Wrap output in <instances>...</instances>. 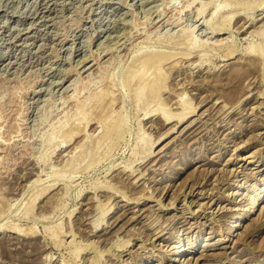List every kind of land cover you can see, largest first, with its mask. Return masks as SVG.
Listing matches in <instances>:
<instances>
[{
    "label": "rangeland",
    "instance_id": "1",
    "mask_svg": "<svg viewBox=\"0 0 264 264\" xmlns=\"http://www.w3.org/2000/svg\"><path fill=\"white\" fill-rule=\"evenodd\" d=\"M245 1L0 0V134L12 112L19 144L0 264H264V200L241 218L264 197V0ZM150 52L175 57L139 74Z\"/></svg>",
    "mask_w": 264,
    "mask_h": 264
},
{
    "label": "bare ground",
    "instance_id": "2",
    "mask_svg": "<svg viewBox=\"0 0 264 264\" xmlns=\"http://www.w3.org/2000/svg\"><path fill=\"white\" fill-rule=\"evenodd\" d=\"M245 1V0H244ZM243 1V2H244ZM241 0H235V3L234 4H237V5H242V6H246V5H243V4H245V3H243ZM246 2V1H245ZM41 6V5H40ZM46 6V5H45ZM247 7V6H246ZM245 7V8H246ZM246 9H248V8H246ZM218 10V9H217ZM200 13L202 12V11H199ZM36 14V13H35ZM42 14V13H41ZM198 15H199V13H198ZM36 16V15H35ZM133 16V15H132ZM229 18V17H228ZM252 20H251V25L249 26V27H251V26H253V24H254V22H255V20L253 19V18H251ZM226 20H227V18H226ZM39 21V20H38ZM122 22V21H121ZM123 23V22H122ZM255 25V24H254ZM220 30H218V31H220V33H222V32H225L226 30H225V27L224 26H222L221 28H219ZM260 30V29H259ZM262 30V29H261ZM251 31V30H250ZM256 31V30H255ZM252 32V31H251ZM250 32V33H251ZM144 33V32H143ZM257 33V32H256ZM258 33H259V35L261 36H263V31H258ZM257 33V34H258ZM256 36V35H255ZM140 37V36H139ZM146 37V36H145ZM111 39V38H110ZM118 39V38H117ZM126 39V38H125ZM63 40V39H62ZM221 41V40H220ZM64 42V41H63ZM191 42V41H190ZM222 42V41H221ZM189 43V42H188ZM193 46L194 45H196L197 46V44H196V41H193L192 43H191ZM190 44V45H191ZM218 44H219V42H218ZM224 44H225V42H224ZM109 45V44H108ZM117 45V44H116ZM191 45V46H192ZM217 45V44H216ZM229 45V44H228ZM218 46V45H217ZM223 46V45H222ZM222 46H219V48H221ZM225 46V45H224ZM223 46V47H224ZM230 46V45H229ZM260 46V45H259ZM195 47V46H194ZM109 48V47H108ZM218 48V49H219ZM229 48V47H228ZM30 50V49H29ZM228 50V49H227ZM236 50H235V48L234 49H232V50H230L227 54H222V55H224L225 56V60H228V59H231V57L233 56V54H234V52H235ZM253 51V50H252ZM225 53V52H224ZM252 53V52H251ZM254 53V52H253ZM255 53H257V52H255ZM98 55V54H97ZM101 56V55H100ZM174 55H170V54H166V53H152V52H150V53H146L145 55H143L142 57H141V59L139 58L138 60H137V64H138V67L137 68H135V70H136V72H138L139 74H141L140 72H142L143 70H148V72L147 73H149L150 72V69H157V70H159V69H163L164 70V67H165V65H166V63L168 62V61H171L170 59L173 57ZM224 56H223V58H224ZM257 56V55H256ZM88 57V56H87ZM95 57V56H94ZM175 57V56H174ZM184 57V56H183ZM253 57V56H252ZM258 57V56H257ZM256 57V58H257ZM227 58V59H226ZM97 59V58H96ZM258 59H255V58H253L252 59V64H248L247 66L250 68V67H253V66H255V65H257V63L255 62V61H257ZM176 61V60H175ZM175 61H173V62H171V63H173L172 65H170V66H173V65H176V64H178L179 63V61H177V62H175ZM264 61V60H263ZM83 62V61H82ZM79 63V62H78ZM81 63V62H80ZM169 63V62H168ZM259 63V62H258ZM103 64V63H102ZM136 64V65H137ZM247 64V63H246ZM260 64V63H259ZM261 65H262V63H261ZM169 66V67H170ZM225 66V65H224ZM230 66V65H229ZM175 67V66H174ZM226 67H228V65L226 66ZM256 67V66H255ZM166 68V67H165ZM191 68V67H190ZM173 69V68H172ZM166 70V69H165ZM140 71V72H139ZM230 71V72H229ZM237 71L238 70H235V68H233V70L231 69V68H229V70H227V74H226V76L224 77V78H226V80L227 79H229L228 81H230L233 77H236V75L238 76V73H237ZM72 72V71H71ZM71 72H69L68 71V73H71ZM157 72V71H156ZM139 74H136V75H138V77H139ZM143 74H144V72H143ZM142 74V75H143ZM236 74V75H235ZM133 74H131V76H132ZM151 75H152V73H151ZM130 76V77H131ZM137 76H135V74H134V78H136ZM137 77V78H138ZM142 77V76H141ZM145 76H143V78H144ZM239 77V76H238ZM136 78V79H137ZM143 78H141V79H139L140 81H138V83H143V84H145V83H147V82H145L147 79L146 78H148V80H149V77H145V81L143 80ZM240 78V77H239ZM132 79H133V76H132ZM132 79H130V80H132ZM136 79H134V81L136 80ZM154 79V80H153ZM152 79V82H151V80H149L150 81V85L151 84H153V86H154V84H156V77L155 78H153ZM223 79V78H222ZM233 79H235V78H233ZM9 80V79H8ZM138 80V79H137ZM158 80V79H157ZM133 81V80H132ZM132 81L131 82H128V83H132ZM148 81V82H149ZM54 82V81H53ZM232 82V81H231ZM234 82H235V80H234ZM127 83V84H128ZM138 83H136V84H138ZM38 84V83H37ZM142 84V85H143ZM135 85V84H134ZM148 83L146 84V88L148 89ZM164 85V84H163ZM6 86V85H5ZM127 86H129V85H127ZM137 86V85H136ZM152 86V87H153ZM130 87V86H129ZM152 87H149L150 89H153ZM21 88V87H20ZM139 88H140V86H139ZM138 88V89H139ZM180 88V87H179ZM7 89H9V88H7ZM12 89V88H11ZM10 89V90H11ZM150 89H148V91H150ZM5 90V89H4ZM99 90V89H98ZM140 90V89H139ZM138 90V91H139ZM6 91V90H5ZM9 91V90H8ZM29 91V90H28ZM147 91V90H146ZM153 91V90H152ZM151 91V92H152ZM16 92V91H15ZM35 92H36V90H35ZM137 92V91H136ZM135 92V93H136ZM11 93V92H10ZM38 93V92H37ZM96 93V92H95ZM102 94H103V91L101 92ZM137 93H146L145 91L143 92V91H139V92H137ZM156 93V92H155ZM185 93V92H184ZM6 94H9V93H6ZM5 96V95H4ZM104 96V95H103ZM103 96L101 95V96H98V99L99 100H101V98H103ZM1 97V96H0ZM14 97V96H13ZM99 97H101V98H99ZM105 98V97H104ZM7 99V98H6ZM96 100V99H94V100H96L97 101V103L99 102V100ZM105 99H107V98H105ZM95 101V102H96ZM104 101V100H103ZM102 100H101V102L100 103H102L103 102ZM182 101V100H181ZM3 102V101H2ZM94 102V103H95ZM180 102V101H179ZM16 103V102H15ZM78 103H80V102H78ZM85 103V102H84ZM84 103H80V105L81 106H79V107H81V109L82 110H80V109H78V111L81 113L82 111H84L85 112V108H86V104H84ZM182 103H183V101H182ZM11 98H8L7 99V101L5 102V104H3L4 106H6V107H8V109L11 111V109L9 108L11 105ZM88 104V103H87ZM96 104V103H95ZM94 104V105H95ZM164 104V103H163ZM93 105V106H94ZM97 105V104H96ZM113 105V104H112ZM187 105V104H186ZM185 105V106H186ZM3 106V107H4ZM109 106V105H108ZM163 106V105H162ZM161 106V107H162ZM182 106H184V104L182 105ZM187 106H189V105H187ZM87 107H88V105H87ZM99 108V107H98ZM182 108V107H181ZM184 108V107H183ZM186 108V107H185ZM102 109H103V107H102ZM5 110V109H4ZM3 109H2V112L3 113H5V111H4ZM91 110V109H90ZM93 110H94V108H93ZM156 110H158V108L156 109ZM155 110V111H156ZM159 110H160V114L158 113V115H159V119H161V122L165 125V124H169V123H171L172 121H174L173 119L175 118V117H177V115L175 116L172 112H167L166 111V109H165V107L164 108H159ZM186 110V109H185ZM185 110H183V111H185ZM195 108H193V106H191L190 108H188V113H185V115L183 114V115H181V116H179V121H181V120H185L186 118V116L187 115H189V114H191V113H194L195 112ZM8 111V110H7ZM13 111V110H12ZM100 111V110H99ZM182 111V112H183ZM79 112H77V113H79ZM83 112V113H84ZM87 112V111H86ZM157 112H159V111H157ZM186 112V111H185ZM11 113V114H10ZM10 113H8L7 114V112H6V114H5V116L3 117L4 118V123L5 124H2V125H4V127H5V129H4V133L3 134H0V181L2 180V179H4L5 178V176H6V174H8L7 172H8V169H9V166L11 165V162L13 161L12 160V158H11V152L15 149V148H17V145H19V144H16L17 142H15V140L13 139L12 141H14V143L13 144H15V145H13V144H11V136L13 135V129H12V125H13V121H14V114H12V112H10ZM79 113V114H80ZM184 113V112H183ZM2 114V113H1ZM76 114V113H75ZM78 114V115H79ZM82 114V113H81ZM107 114V113H106ZM177 114V113H176ZM4 115V114H3ZM86 115V114H85ZM84 116V115H83ZM106 116V115H105ZM2 117V116H1ZM78 117V116H77ZM76 117V118H77ZM2 118V119H3ZM75 118V117H74ZM82 118V117H81ZM80 118V119H81ZM91 118V117H90ZM79 119V118H78ZM16 120V119H15ZM77 120V119H76ZM103 120V119H102ZM176 120V119H175ZM93 121V120H92ZM77 122H79V120L77 121ZM160 122V123H161ZM3 123V122H2ZM16 123V122H15ZM81 123V122H80ZM95 123V122H94ZM98 123V122H97ZM104 123V122H103ZM179 123V122H178ZM162 124V125H163ZM116 125V124H115ZM176 126V125H175ZM1 127V126H0ZM116 127H118V126H116ZM116 127H115V130H116ZM190 127V126H189ZM2 128V127H1ZM78 129V128H77ZM21 131V130H20ZM111 132H112V129H111ZM74 134V133H73ZM110 134V129L108 130V132L106 131L105 133H104V136H108ZM105 140H106V138H105ZM17 141V140H16ZM150 143V142H149ZM152 144H154V143H152ZM147 145H149V144H147ZM21 146V145H20ZM25 146V145H24ZM150 146V145H149ZM18 149V148H17ZM150 152V151H149ZM148 153V152H147ZM21 157H23V154L21 153ZM26 155H27V153H26ZM149 155V154H148ZM151 155H153V152L151 153ZM13 156V155H12ZM24 164V163H23ZM18 189V188H17ZM252 189V188H251ZM250 189V190H251ZM262 196V193L261 194H259V195H257L256 197H254L253 199H252V201L249 203V205L247 206V209L245 210V212L243 213V215H242V219H250L251 217H252V215L254 214V212H256V209L259 207V205L263 202V200H264V197H262L261 198V200H260V197ZM250 197V196H249ZM248 199V198H247ZM250 199V198H249ZM256 205V206H255ZM234 216H233V219L234 218H236L237 217V219H240V217H238L237 216V214H233ZM93 220V219H92ZM250 221V220H249ZM94 222V221H93ZM219 224V223H218ZM224 224H226L225 222L223 223V225ZM222 226V225H221ZM241 225L240 224H237V222H235V221H233L232 222V224L230 225L229 224V227L227 226V229L226 230H223V231H225L224 233H225V237H224V241L225 242H229L230 241V239H228L227 240V238H229V235L230 234H234L236 231H237V229L240 227ZM224 229V228H223ZM24 232V231H23ZM221 232V231H220ZM14 234H18V235H21V234H19L18 232H13ZM248 233V232H247ZM245 235V234H244ZM248 235H249V233H248ZM247 235V236H248ZM23 236V235H22ZM240 237H241V235H240ZM244 237H246V236H244ZM239 238V237H238ZM175 239V238H174ZM178 239H180V238H178ZM239 239H241V238H239ZM238 239V240H239ZM243 239V238H242ZM182 240V239H181ZM237 240V239H236ZM127 241V240H126ZM173 241V246H171V248L173 247V249H175L176 248V250L173 252V261H176V257H177V255L179 254V255H181V256H183L184 254V248L182 247V246H180L179 244V242H178V240L177 239H175V240H172ZM234 241V240H233ZM224 242V243H225ZM218 243V242H217ZM124 244V243H123ZM129 244V243H128ZM196 244V243H195ZM124 245H127V243H125ZM193 245H194V243H192L191 244V248H193ZM214 245V244H213ZM216 245V244H215ZM128 246V245H127ZM207 246L209 247V246H211V244H207ZM263 246H264V244H263ZM264 249V248H263ZM262 250V249H261ZM190 251H192V249H189V252ZM192 253V252H191ZM208 254H205V256H207ZM217 255V254H216ZM218 255H220V254H218ZM217 255V256H218ZM202 257L204 256V255H201ZM210 256V255H209ZM215 256V255H214ZM217 258V257H216ZM163 259V258H162Z\"/></svg>",
    "mask_w": 264,
    "mask_h": 264
}]
</instances>
